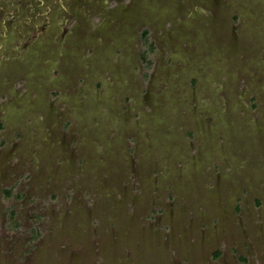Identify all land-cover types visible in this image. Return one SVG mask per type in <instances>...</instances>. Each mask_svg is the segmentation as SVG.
I'll list each match as a JSON object with an SVG mask.
<instances>
[{
  "label": "rangeland",
  "instance_id": "1",
  "mask_svg": "<svg viewBox=\"0 0 264 264\" xmlns=\"http://www.w3.org/2000/svg\"><path fill=\"white\" fill-rule=\"evenodd\" d=\"M26 5L0 23V264H264V0Z\"/></svg>",
  "mask_w": 264,
  "mask_h": 264
},
{
  "label": "flooded vegetation",
  "instance_id": "2",
  "mask_svg": "<svg viewBox=\"0 0 264 264\" xmlns=\"http://www.w3.org/2000/svg\"><path fill=\"white\" fill-rule=\"evenodd\" d=\"M33 1L35 2L36 0H0V23H1V26H4V25L8 26V23L11 24L10 22L13 20H14L13 22H17V20L15 21V19L19 18L18 16L21 13V11H26L27 9L39 10V9L34 8L32 6L26 5L27 3H32ZM38 1L40 2V0H38ZM39 6H41V5H39ZM36 10H35V14L38 13ZM39 12H41V11L39 10ZM6 14L10 15L9 19H4L3 16H5ZM27 14H28V11H27ZM24 16H26V14ZM24 16L21 19V23L25 19ZM54 16H55V14L53 11H50V12L44 14V17L49 19L47 21L48 27L46 26L48 28V30L54 29V24H55Z\"/></svg>",
  "mask_w": 264,
  "mask_h": 264
},
{
  "label": "trees",
  "instance_id": "3",
  "mask_svg": "<svg viewBox=\"0 0 264 264\" xmlns=\"http://www.w3.org/2000/svg\"><path fill=\"white\" fill-rule=\"evenodd\" d=\"M142 39H143V42L146 44L147 48L151 50V49L153 48V43H152V41L149 39L148 34H147V30H146V29H144V30L142 31ZM6 191H7V190H6ZM216 253H218V251H217Z\"/></svg>",
  "mask_w": 264,
  "mask_h": 264
}]
</instances>
